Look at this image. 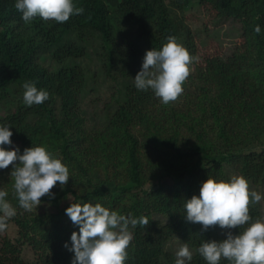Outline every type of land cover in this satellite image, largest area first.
Masks as SVG:
<instances>
[{
    "label": "trees",
    "instance_id": "obj_1",
    "mask_svg": "<svg viewBox=\"0 0 264 264\" xmlns=\"http://www.w3.org/2000/svg\"><path fill=\"white\" fill-rule=\"evenodd\" d=\"M75 4L84 12L67 22L37 17L26 24L15 0H0V105L7 108L0 123H11L12 140L21 151L43 144L63 159L74 172L72 184L64 189L73 201L100 202L121 214L148 218L146 226L132 229L125 264H174L175 255L164 248L173 236L189 245L191 264H207L197 248L203 240L224 239L227 229L210 226L205 231L201 224L187 222L185 199L198 195L208 176L228 180L229 170L264 194V146L252 147L264 131V0ZM193 4L207 9L211 18L238 19L239 41L228 55L206 56L187 78L191 87H183L178 99L164 104L152 91H138L133 78L145 51L159 49L170 35L195 55L194 38L179 28L174 15ZM257 24L259 34L254 32ZM95 40L100 71L115 85L113 108L100 125L84 128L79 101L88 76L76 58ZM42 54L49 55L53 68L40 62ZM26 80L49 91V99L26 106ZM157 148L161 152L155 159L140 158L139 151ZM10 170L11 165L0 170V188L8 191L17 215L0 234V264H26L21 256L24 245L35 258L33 264H70L73 254L62 250L59 241L68 240L77 226L62 219L64 210L55 216L20 208ZM165 178L170 181L162 182ZM80 185L83 191L75 192ZM249 208L253 219L261 217L259 203Z\"/></svg>",
    "mask_w": 264,
    "mask_h": 264
},
{
    "label": "clouds",
    "instance_id": "obj_2",
    "mask_svg": "<svg viewBox=\"0 0 264 264\" xmlns=\"http://www.w3.org/2000/svg\"><path fill=\"white\" fill-rule=\"evenodd\" d=\"M15 8L26 24L37 17L64 23L84 12L75 0H15ZM254 32H262L259 24ZM198 60V56L170 35L159 49L152 47L145 51L140 70L133 78L134 86L138 91H152L162 103L168 104L183 93L191 65ZM22 87L26 106L40 105L49 99V91L39 88L33 80H26ZM12 136L11 123H0V170L11 165L15 198L20 208L31 212L41 204V197L55 198L52 189L57 182L60 187L67 185L70 171L63 159L45 145L32 144L21 151ZM8 196V191L0 188V233L7 230L8 221L17 215V207ZM262 199L264 194L251 189L243 175L228 180L208 176L201 183L199 194L185 199L187 222L199 223L205 231L210 226L227 229L224 239L203 240L197 248L207 264H220L222 259L228 264H264V217L253 219L249 208ZM65 214L77 226L63 245L73 253L70 264H125L133 240L132 229L149 223L146 216L124 215L91 201L71 202ZM235 228L239 229L236 233L232 231ZM175 257L174 264H191L193 252L183 243Z\"/></svg>",
    "mask_w": 264,
    "mask_h": 264
},
{
    "label": "rangeland",
    "instance_id": "obj_3",
    "mask_svg": "<svg viewBox=\"0 0 264 264\" xmlns=\"http://www.w3.org/2000/svg\"><path fill=\"white\" fill-rule=\"evenodd\" d=\"M174 15L178 17V22L180 25L179 28L188 30L194 38V45L196 48L195 55L199 57V60L193 62L191 65L190 77H193L195 73V67L204 63V58L206 56L216 54L221 56L228 55L234 48V45L239 41V29L241 23L238 21V19L211 18L207 9H205L203 6L194 4L184 8L183 10L174 11ZM92 43V46L88 48L84 55L76 58V61L84 67V71L88 76L86 87L84 88L79 101V109L83 112L82 117L84 120L82 125L84 128L95 126L94 124L98 125L103 116L112 110L113 102L111 100V95L115 88L114 82L105 78L100 71L99 54L96 52L100 50V47L98 46L99 41L95 40V43L93 41ZM95 44L97 46V50L94 49ZM40 62L49 69L53 68L54 66V62L50 60L48 54H42ZM188 85L189 82L186 79L183 87H191ZM6 110V106L0 105V114L5 113ZM137 136L138 141L141 143L142 138H139L141 137L140 134ZM261 146H264V131L263 135L260 136L259 141L252 145V147L256 148ZM160 152L161 151L159 148L149 149L147 151L142 150L139 151V156L145 161L146 158L153 160L155 159L154 157H156ZM69 171L70 175L74 173L71 169H69ZM229 175L232 177L239 174L235 171L229 170ZM109 176L113 177V172H110ZM99 177L102 180L104 179L102 175H99ZM161 181L169 182L170 179L165 178ZM83 183L85 185V182ZM149 183H151V181L146 183L147 187ZM70 184H72V181L69 180L67 185L61 186V188L59 182H57V185L52 189V192L55 193V198L52 199L48 195H45V199L41 201V204L38 205V207L33 208L32 211L56 213L55 216H59L57 213L61 212V210H64L61 214L62 219L69 220L70 218L65 214V208L68 207L71 202L76 203L73 201L72 196L64 191V189ZM83 189L84 188L82 185L74 188L75 192L77 193L83 191ZM255 190L261 193L259 189ZM259 208L261 217H264V199L259 202ZM0 234H4V232ZM65 241H69V239H61L59 241V246L62 250L68 251L63 247ZM181 244H183L182 241L178 237L173 236L166 241L164 248L175 255ZM21 256L26 264H33L35 261V258L27 245L22 247Z\"/></svg>",
    "mask_w": 264,
    "mask_h": 264
}]
</instances>
